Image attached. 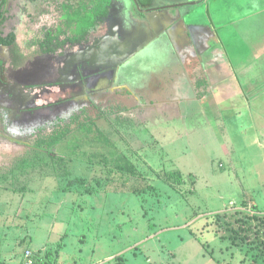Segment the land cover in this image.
Here are the masks:
<instances>
[{"label": "rangeland", "instance_id": "1", "mask_svg": "<svg viewBox=\"0 0 264 264\" xmlns=\"http://www.w3.org/2000/svg\"><path fill=\"white\" fill-rule=\"evenodd\" d=\"M64 1L0 0L3 33L14 32L18 53H27L23 78L9 74L0 85L5 264H19L30 247L45 264H264V100L251 101L264 78L244 87L251 94L230 99L225 94L238 84L219 85V108L204 103L209 118L187 133L175 122L135 117L115 96L55 106L64 96L54 83H67L65 74L85 54L33 59L32 45L62 23ZM239 34L251 48L257 33ZM15 79L28 97L3 86ZM148 88L146 96L163 103L164 94ZM213 113L224 126L215 127ZM61 133L65 140L53 148L49 138ZM126 160L134 173L119 170Z\"/></svg>", "mask_w": 264, "mask_h": 264}, {"label": "crops", "instance_id": "2", "mask_svg": "<svg viewBox=\"0 0 264 264\" xmlns=\"http://www.w3.org/2000/svg\"><path fill=\"white\" fill-rule=\"evenodd\" d=\"M122 1L127 7L125 12L116 7ZM156 1L148 10L143 5L134 7L131 0H116L114 17L121 14L118 23L126 29V35L120 36L127 45L123 43L121 46L130 55L116 75L118 92L115 97L123 103V110L130 111L135 117L145 115L158 121L162 119L159 125L175 122L178 132L187 133L186 128L195 131L205 125L204 119L208 116L204 103L211 111L219 108L216 101L222 94L219 85L228 84L232 78L230 82L238 84L235 91L231 89L228 96L225 94V98L230 99L236 94H251V89L244 87L264 78V0H186L189 1L187 3L162 0L164 3L161 5L160 0ZM243 28L257 33L249 49L244 36L239 34ZM98 38L91 46L85 47L84 54L96 48L98 52H107L103 47L107 48L109 41L103 39L102 42ZM137 65L139 70L135 67ZM253 68L258 69L256 75H252ZM145 73L149 75L143 77ZM139 86V91H136L135 87ZM143 88H148V93L164 94L162 99H158L163 103L153 102L142 91ZM253 94L256 96L251 101L264 100V89ZM219 114L213 113L215 127L221 122ZM219 125L224 126L223 123ZM7 193L6 189L0 190V198ZM21 197L19 207L23 204L24 196ZM1 227L10 228L0 219ZM7 232L3 230L0 237V264H5L4 259L7 258V251H3L5 241L10 237ZM22 259L23 256L19 264Z\"/></svg>", "mask_w": 264, "mask_h": 264}, {"label": "flooded vegetation", "instance_id": "3", "mask_svg": "<svg viewBox=\"0 0 264 264\" xmlns=\"http://www.w3.org/2000/svg\"><path fill=\"white\" fill-rule=\"evenodd\" d=\"M82 0H79V2ZM88 5L91 3V0H84ZM112 5L115 7L116 0H111ZM133 2V6H140L143 5L144 7H147L146 9L150 10L153 4H155L157 1L156 0H131ZM182 3H187L189 1L186 0H180ZM75 4L73 0H65L62 4L61 7H63V4H67L68 6H79L80 3ZM164 3L162 0L159 1V5ZM150 8V9H149ZM147 11V10H146ZM121 15L115 16V18L111 19L109 24L107 25H100L98 29L94 32H92L87 38H85L84 41L79 40V43H76L74 46L69 42L65 47L57 49L54 53H48L51 52L48 47L42 46L41 43L36 42L35 44L32 45V50L34 49L36 54L33 59L50 56L53 54H57V52L62 51V50H69V53H84L85 47L93 44L95 38L100 37L102 42L109 41L108 48L109 49H114V53L112 54L111 51L108 53L106 51H101L98 52V48L89 51L87 54L83 55L81 57V61H76L73 64V69L70 71V73H66L65 77L68 79L67 83H62L58 84L57 81L55 84V88L58 87L59 92L63 94V98L57 100L55 103V106L60 105V104H65L68 103L69 101L81 97L82 100H87L88 102L90 101H95L94 98H103V100L112 98L117 95L118 90L116 88L118 85L115 83V78L116 75L118 74V70L122 63L126 61L128 56L130 55L129 53H125V51L121 45L125 43V39L120 36V34H125L126 29H123V26H119L120 23H118V20ZM129 16V15H128ZM1 19V18H0ZM104 24V23H103ZM126 24V23H125ZM123 24V25H125ZM12 32L9 33H4V36L9 35ZM129 34L127 35V37ZM131 37V35H130ZM99 39V38H98ZM104 39V40H103ZM114 43L115 47L114 48ZM17 44V40H16ZM16 44L14 46H5L0 44V85H2V82L5 80H8V75L13 76L14 73L20 74V78L22 77L21 69L24 70V68L27 67L26 64H24L21 68L20 65L23 60V57H27V53L22 51L23 56L18 53V50L16 49ZM46 45V44H45ZM91 46V45H90ZM140 48V47H139ZM107 49L106 46L103 47V50ZM30 51V50H29ZM68 52L65 55H69ZM68 56H66L67 58ZM28 65L31 63V58L28 59ZM9 65L10 68L5 69L6 65ZM60 66V65H59ZM18 67V69H17ZM1 69H5L4 71ZM18 70V71H17ZM20 71V72H19ZM61 74V73H59ZM33 79H37L38 72L36 73H31L30 74ZM17 76V74H16ZM15 76V77H16ZM64 76V75H63ZM60 77V75H58ZM23 78V77H22ZM91 79V80H90ZM22 81V79H20ZM60 80V78H59ZM14 83H5L3 86L8 87L7 91L8 92H20L23 94V97L27 96L26 93H24V89L26 88L23 83L24 81L17 83V80L15 79ZM91 81L94 83L91 85ZM9 82V81H8ZM31 82V81H30ZM12 85H17L19 86L18 89L12 90ZM34 85V84H31ZM45 85H34L31 86L32 88L35 89H44ZM24 88V89H23ZM20 89V90H19ZM23 89V90H22ZM6 91V92H7ZM44 90L43 92H45ZM45 94V93H44ZM42 94V96L44 95ZM52 94V93H50ZM53 95V94H52ZM54 95H58L57 92L54 93ZM101 100V99H99ZM24 113V112H23Z\"/></svg>", "mask_w": 264, "mask_h": 264}, {"label": "trees", "instance_id": "4", "mask_svg": "<svg viewBox=\"0 0 264 264\" xmlns=\"http://www.w3.org/2000/svg\"><path fill=\"white\" fill-rule=\"evenodd\" d=\"M79 3V6H68L64 3L63 7H61L63 11L62 23L59 24L57 29L53 28L45 40L39 42L42 46L50 49L51 52L48 53H54L57 49L65 47L69 42L75 45L79 43V40L84 41L100 25H107L111 19L115 18L114 6L111 0H91L89 5L84 0ZM116 7L120 8L123 12L127 8L123 1L119 2ZM0 18V44L14 46L17 36L14 32L4 36L2 26L6 18H4L3 13L0 14ZM64 137L63 133L57 134L56 136L50 137L48 143L54 148L65 140ZM122 158L125 159V157ZM119 170L127 173L135 172V168L128 160L123 162ZM37 261L38 264H45L48 260L43 259V256L37 254Z\"/></svg>", "mask_w": 264, "mask_h": 264}, {"label": "built area", "instance_id": "5", "mask_svg": "<svg viewBox=\"0 0 264 264\" xmlns=\"http://www.w3.org/2000/svg\"><path fill=\"white\" fill-rule=\"evenodd\" d=\"M21 264H38L37 254L33 250L27 249L23 254Z\"/></svg>", "mask_w": 264, "mask_h": 264}, {"label": "water", "instance_id": "6", "mask_svg": "<svg viewBox=\"0 0 264 264\" xmlns=\"http://www.w3.org/2000/svg\"><path fill=\"white\" fill-rule=\"evenodd\" d=\"M102 45V44H101Z\"/></svg>", "mask_w": 264, "mask_h": 264}]
</instances>
